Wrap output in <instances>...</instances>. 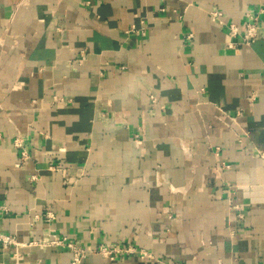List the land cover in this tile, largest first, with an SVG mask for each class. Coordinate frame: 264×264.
<instances>
[{
    "label": "crops",
    "instance_id": "1",
    "mask_svg": "<svg viewBox=\"0 0 264 264\" xmlns=\"http://www.w3.org/2000/svg\"><path fill=\"white\" fill-rule=\"evenodd\" d=\"M0 232V264L69 262L52 232L135 251L84 264H264V0H0Z\"/></svg>",
    "mask_w": 264,
    "mask_h": 264
},
{
    "label": "built area",
    "instance_id": "2",
    "mask_svg": "<svg viewBox=\"0 0 264 264\" xmlns=\"http://www.w3.org/2000/svg\"><path fill=\"white\" fill-rule=\"evenodd\" d=\"M162 9L160 8V11ZM262 11L259 10L258 13H249L247 14L246 20L240 24H227V35L229 37H235L237 34H240L241 38V44L242 45H248L253 40L256 39L258 36V14ZM209 18L212 22H216L218 24H223L222 22V14L218 11H211L209 12ZM132 31H135L134 28H131ZM143 29H141V34ZM185 38L187 40H190L192 38V34L187 33L185 35ZM228 46H231V43L227 44ZM149 99L151 103L155 102L154 96L150 95ZM138 139V136H134V141ZM22 157H24V154H21ZM2 210L5 212L6 209L2 208ZM35 243V242H34ZM33 243H30V245ZM46 244H50L53 246L66 248L70 254H71V260L65 264H84V259L89 254H98L100 257L108 259V260H114L117 258H121L125 255L134 254L135 251L131 249L130 247L121 248L119 246H104V245H98L94 249L89 248L85 243L82 244H76L71 241H67L65 237H58L53 232L50 234V240L46 242ZM43 245V244H41ZM45 245V243H44ZM23 246V244L18 243L13 237L3 234L0 232V252L4 249L13 247L17 249L18 247ZM138 255L140 257L145 256L143 252H139Z\"/></svg>",
    "mask_w": 264,
    "mask_h": 264
}]
</instances>
